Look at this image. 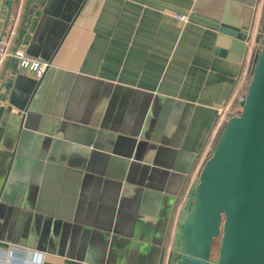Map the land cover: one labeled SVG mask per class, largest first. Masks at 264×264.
<instances>
[{
    "label": "crops",
    "instance_id": "crops-1",
    "mask_svg": "<svg viewBox=\"0 0 264 264\" xmlns=\"http://www.w3.org/2000/svg\"><path fill=\"white\" fill-rule=\"evenodd\" d=\"M7 5L0 254L175 264L180 214L237 112L264 0H13L6 23ZM17 50L47 64L41 79Z\"/></svg>",
    "mask_w": 264,
    "mask_h": 264
},
{
    "label": "water",
    "instance_id": "water-1",
    "mask_svg": "<svg viewBox=\"0 0 264 264\" xmlns=\"http://www.w3.org/2000/svg\"><path fill=\"white\" fill-rule=\"evenodd\" d=\"M259 44L241 109L226 120L180 214L175 264H264V33Z\"/></svg>",
    "mask_w": 264,
    "mask_h": 264
},
{
    "label": "built area",
    "instance_id": "built-area-1",
    "mask_svg": "<svg viewBox=\"0 0 264 264\" xmlns=\"http://www.w3.org/2000/svg\"><path fill=\"white\" fill-rule=\"evenodd\" d=\"M175 17L181 21H188L189 16L183 13H175ZM15 57L20 59V68L29 69L35 73L37 78H40L47 68L46 63L29 62L25 59L22 50L15 52ZM6 57L5 42L3 36L0 33V68ZM0 264H43L40 262V258H35L32 253L25 249L10 247L6 251L0 254Z\"/></svg>",
    "mask_w": 264,
    "mask_h": 264
},
{
    "label": "trees",
    "instance_id": "trees-1",
    "mask_svg": "<svg viewBox=\"0 0 264 264\" xmlns=\"http://www.w3.org/2000/svg\"><path fill=\"white\" fill-rule=\"evenodd\" d=\"M263 33H264V16H263L262 21H261V24H260V28H259V32H258V37H257V44L254 47L253 52H252L251 61H250V65H249V69H248V72H247L245 81H244L243 86H242L241 90L239 91L238 97H237V99L235 101V105L238 108L237 109V112L235 114H233V115H229L228 118H231V117L237 115L238 112L241 109L240 108V105H239V102L246 95L247 88H248L249 83L251 81L252 71H253V68H254V65H255L256 57H257V55L259 53V50H260V44H259V42H260V39L263 37ZM224 126H225V124L223 125V127L219 131V133H218V135H217V137H216V139H215V141L213 143L212 149L216 146L217 141H218V139H219V137H220V135H221V133H222V131L224 129Z\"/></svg>",
    "mask_w": 264,
    "mask_h": 264
},
{
    "label": "rangeland",
    "instance_id": "rangeland-1",
    "mask_svg": "<svg viewBox=\"0 0 264 264\" xmlns=\"http://www.w3.org/2000/svg\"><path fill=\"white\" fill-rule=\"evenodd\" d=\"M217 250H218V240L216 239L214 244H213V249H212V258L216 259L217 256Z\"/></svg>",
    "mask_w": 264,
    "mask_h": 264
}]
</instances>
